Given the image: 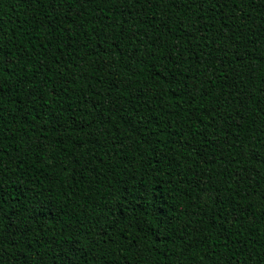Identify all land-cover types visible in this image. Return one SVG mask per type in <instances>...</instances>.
I'll list each match as a JSON object with an SVG mask.
<instances>
[{
	"label": "trees",
	"instance_id": "1",
	"mask_svg": "<svg viewBox=\"0 0 264 264\" xmlns=\"http://www.w3.org/2000/svg\"><path fill=\"white\" fill-rule=\"evenodd\" d=\"M0 62V264H264V0H0Z\"/></svg>",
	"mask_w": 264,
	"mask_h": 264
},
{
	"label": "snow or ice",
	"instance_id": "2",
	"mask_svg": "<svg viewBox=\"0 0 264 264\" xmlns=\"http://www.w3.org/2000/svg\"><path fill=\"white\" fill-rule=\"evenodd\" d=\"M12 63H14V61H12ZM2 67H3L2 62H0V70H2ZM0 91H2V89H0ZM145 227L150 228L151 225H148V224L145 223Z\"/></svg>",
	"mask_w": 264,
	"mask_h": 264
}]
</instances>
